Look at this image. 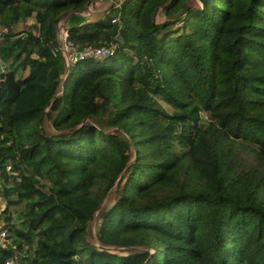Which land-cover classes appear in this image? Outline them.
<instances>
[{
  "label": "trees",
  "instance_id": "16d2710c",
  "mask_svg": "<svg viewBox=\"0 0 264 264\" xmlns=\"http://www.w3.org/2000/svg\"><path fill=\"white\" fill-rule=\"evenodd\" d=\"M96 1L0 0V264H264V0Z\"/></svg>",
  "mask_w": 264,
  "mask_h": 264
},
{
  "label": "built area",
  "instance_id": "2783aa9c",
  "mask_svg": "<svg viewBox=\"0 0 264 264\" xmlns=\"http://www.w3.org/2000/svg\"><path fill=\"white\" fill-rule=\"evenodd\" d=\"M90 8L88 9L86 13L83 14L84 17L90 18L94 15L95 12H92ZM58 30L60 33V35L58 36V39L60 38L59 45L54 50V53L61 54L68 67L76 64L77 62L81 60H85L89 58H99V57L105 56L108 53H110L114 48H116V44H110L109 46L103 45L99 47H86L81 50H76V48L72 47L70 42H67V39H68L67 29L62 24H60L58 27ZM5 237H6V229H1L0 230V245L1 246H5V243H6ZM4 264H20V263L15 257H12V258L5 260Z\"/></svg>",
  "mask_w": 264,
  "mask_h": 264
},
{
  "label": "rangeland",
  "instance_id": "374dc122",
  "mask_svg": "<svg viewBox=\"0 0 264 264\" xmlns=\"http://www.w3.org/2000/svg\"><path fill=\"white\" fill-rule=\"evenodd\" d=\"M96 3H101L100 2V0L99 1H96V2H94V3H91L90 5H89V8L92 10V12H94L95 11V13L96 14H100V13H104L105 11H104V9L102 10L101 9V7H102V5H97L98 7V9L97 8H95V4ZM108 3V5H110V3L109 2H107ZM188 5L190 6V7H192V8H194V9H202V5L200 4V1H198V0H189L188 1ZM88 15V14H87ZM161 21V20H163V18H158V21ZM32 23H34L33 21H31V22H28L24 27H23V29L24 30H27L28 29V27L32 24ZM1 67H3V65L0 63V70H1ZM24 75H25V73H23ZM5 205H6V201L5 200H1L0 199V212L5 208ZM14 210L15 209H12V211L14 212ZM19 210H20V208H19ZM18 210V211H19ZM15 216V215H14ZM19 218V217H18ZM18 218H17V220H18ZM2 221H0V230H1V225H2Z\"/></svg>",
  "mask_w": 264,
  "mask_h": 264
},
{
  "label": "crops",
  "instance_id": "0c3cea01",
  "mask_svg": "<svg viewBox=\"0 0 264 264\" xmlns=\"http://www.w3.org/2000/svg\"><path fill=\"white\" fill-rule=\"evenodd\" d=\"M100 2L101 3H96L95 4V8H97L98 6L97 5H102V7H101V9L103 10L104 9V11L105 10H107L109 7H110V5H108V3L106 2V1H101L100 0ZM98 9V8H97ZM95 12V11H94ZM96 14V13H95ZM58 33H59V30H58ZM60 35V33L58 34V36ZM60 39V38H59Z\"/></svg>",
  "mask_w": 264,
  "mask_h": 264
},
{
  "label": "water",
  "instance_id": "95a60500",
  "mask_svg": "<svg viewBox=\"0 0 264 264\" xmlns=\"http://www.w3.org/2000/svg\"><path fill=\"white\" fill-rule=\"evenodd\" d=\"M198 1H200L201 3H202V6H204L207 2H211V1H213V0H198ZM91 4V2L89 3V5ZM156 15V14H155ZM71 40H70V38H68L67 39V42H70ZM72 45V47H74L75 48V45L74 44H71Z\"/></svg>",
  "mask_w": 264,
  "mask_h": 264
},
{
  "label": "bare ground",
  "instance_id": "6f19581e",
  "mask_svg": "<svg viewBox=\"0 0 264 264\" xmlns=\"http://www.w3.org/2000/svg\"><path fill=\"white\" fill-rule=\"evenodd\" d=\"M200 4L202 5V3L200 2Z\"/></svg>",
  "mask_w": 264,
  "mask_h": 264
}]
</instances>
